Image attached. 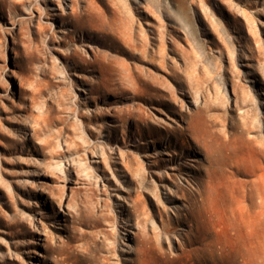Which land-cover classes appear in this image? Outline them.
<instances>
[{
    "label": "rangeland",
    "instance_id": "1",
    "mask_svg": "<svg viewBox=\"0 0 264 264\" xmlns=\"http://www.w3.org/2000/svg\"><path fill=\"white\" fill-rule=\"evenodd\" d=\"M260 173L264 0H0V264H231Z\"/></svg>",
    "mask_w": 264,
    "mask_h": 264
},
{
    "label": "bare ground",
    "instance_id": "2",
    "mask_svg": "<svg viewBox=\"0 0 264 264\" xmlns=\"http://www.w3.org/2000/svg\"><path fill=\"white\" fill-rule=\"evenodd\" d=\"M160 153L162 155L167 154L166 151ZM163 177L167 179L169 176L166 173ZM184 179L189 182L188 178ZM263 179L264 173H260L258 174V182L255 180L251 185L249 181L243 182L242 184L238 204L241 212L240 221L246 231L253 229L255 224L259 223L262 225L264 220V187L260 185ZM171 183L177 189L181 188V184H176L173 181ZM200 190L201 181L199 180L196 192ZM169 193L172 194L170 186ZM205 201H208V196L205 198ZM252 208L255 210L252 211ZM218 224L219 222L216 219L210 221V227L212 228H215ZM226 224L228 229H234L236 227L235 221L231 219ZM207 252L211 257L231 255V264H264V241L260 238V235L251 241L249 239H243L240 235L236 234L232 236L230 234L225 243L221 242L218 238H214L207 245Z\"/></svg>",
    "mask_w": 264,
    "mask_h": 264
}]
</instances>
